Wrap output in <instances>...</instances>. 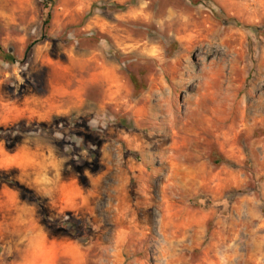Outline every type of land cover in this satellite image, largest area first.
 <instances>
[{"label":"rangeland","instance_id":"1","mask_svg":"<svg viewBox=\"0 0 264 264\" xmlns=\"http://www.w3.org/2000/svg\"><path fill=\"white\" fill-rule=\"evenodd\" d=\"M43 3L0 0V264H264V0Z\"/></svg>","mask_w":264,"mask_h":264},{"label":"trees","instance_id":"2","mask_svg":"<svg viewBox=\"0 0 264 264\" xmlns=\"http://www.w3.org/2000/svg\"><path fill=\"white\" fill-rule=\"evenodd\" d=\"M53 5H54V0H44L43 9H42V12H43L42 20H43V24H44L45 29L49 28L50 21H51V8ZM231 22H233V21L223 20V23H225V24H230ZM0 58H3L5 62L12 61V58L9 55L4 53L1 45H0ZM130 80H131L132 85L134 86V91L136 93H140L141 90L138 89L137 80L133 76L130 77ZM143 90H145V89H143ZM214 164L218 165V164H220V161L216 160L214 162Z\"/></svg>","mask_w":264,"mask_h":264}]
</instances>
